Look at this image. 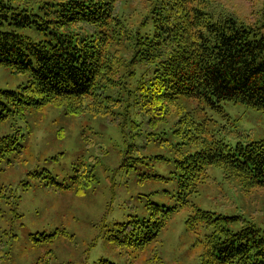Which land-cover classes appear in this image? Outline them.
Wrapping results in <instances>:
<instances>
[{
    "label": "trees",
    "instance_id": "1",
    "mask_svg": "<svg viewBox=\"0 0 264 264\" xmlns=\"http://www.w3.org/2000/svg\"><path fill=\"white\" fill-rule=\"evenodd\" d=\"M211 1L149 0L143 20L132 26L119 15L118 0H0V66L28 75L19 91L1 92L7 103L0 101V106L5 111L8 103L19 111L54 106L70 116L105 117L118 122L125 140L140 136L141 125L130 117L132 109L149 113L148 122L155 127L179 98L203 100L214 108L226 102L244 104L264 112V22L254 25L226 10H213ZM141 66L148 69L132 85L129 79ZM5 117L0 114V119ZM205 122L193 124L196 133L189 136L196 151L179 149L174 161L179 204L150 202L152 212L143 220L108 225L102 219L100 237L116 249L147 248L174 214L190 205L189 197L206 183L209 167L221 169L223 178L242 192L264 189V142L233 145L209 139ZM23 137L18 132L1 137L0 159L22 155ZM128 160L120 168L130 167ZM75 173L72 185L59 183L47 171L27 176H42L48 180L46 187L68 191L81 181L78 169ZM84 177L89 185L93 182V175ZM20 186L27 191L31 182ZM4 192L2 188L0 200ZM15 206L13 216L20 219L17 201ZM192 209L185 228L199 237V264H264L263 226ZM236 219L244 224L230 229ZM59 237L73 240L66 231L36 233L30 240L37 246ZM94 264L117 263L101 258Z\"/></svg>",
    "mask_w": 264,
    "mask_h": 264
},
{
    "label": "rangeland",
    "instance_id": "2",
    "mask_svg": "<svg viewBox=\"0 0 264 264\" xmlns=\"http://www.w3.org/2000/svg\"><path fill=\"white\" fill-rule=\"evenodd\" d=\"M148 2L118 0L119 15L136 26ZM209 4L213 10H226L254 25L264 22V0H214ZM147 69L139 67L129 83L136 86L141 71ZM27 81L28 75L0 66V101L7 103L1 92H17ZM8 107L5 111L0 106V114L6 116L0 119V138L18 132L24 136L26 149L20 156L0 159V190L5 188L0 200V264H94L101 258L117 264H199V237L185 228L192 206L264 227V189L242 192L238 184L223 178L221 169L209 167V177L189 197L190 205L175 213L147 248L116 249L100 237L102 219L108 225L143 220L152 212L150 202L162 207L179 204L174 161L179 149L196 151L189 145L190 133H196L193 124L206 121L209 139H224L233 145L264 142V112L244 104L226 102L214 108L203 100L179 98L155 127L148 122L149 113L132 109L130 117L141 125L140 136L125 140L118 122L105 117L70 116L54 106L24 107L22 111L9 103ZM126 158L130 167L120 168ZM76 169L81 181L68 191L46 187L48 180L42 176H27L34 170L44 175L47 171L59 183L72 185ZM87 172L94 177L90 185L84 179ZM28 179L31 187L25 191L20 183ZM16 201L20 219L12 213ZM241 223L236 219L230 229H238ZM56 231L68 232L73 240L59 237L52 244L31 243L32 234Z\"/></svg>",
    "mask_w": 264,
    "mask_h": 264
}]
</instances>
